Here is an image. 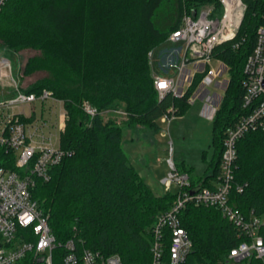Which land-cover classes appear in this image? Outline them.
<instances>
[{"label": "trees", "instance_id": "16d2710c", "mask_svg": "<svg viewBox=\"0 0 264 264\" xmlns=\"http://www.w3.org/2000/svg\"><path fill=\"white\" fill-rule=\"evenodd\" d=\"M245 2L237 36L212 54L228 65L229 86L212 117L214 158L205 174L191 175L201 186L217 179L225 131L244 113V63L255 45L264 0ZM206 3L217 0H6L1 6L0 46L20 58L21 90L39 94L48 89L67 110L60 146L69 153L51 167L50 179H39L33 190L58 240L73 238L78 248L118 253L125 263L151 260L150 229L176 192H153L123 149L122 126L103 112L122 107L128 124L155 131L165 113L185 112L190 91L180 98L172 93L158 98L149 55L180 26L186 9ZM29 50L36 53L26 54ZM41 71L50 74L40 76ZM84 101L98 111L91 121ZM237 147L231 203L245 213H262L264 131L247 132ZM1 158L15 168V154L2 150ZM237 185H243L242 192ZM181 220L193 241L190 262L217 263L240 242L236 228L216 207L187 204Z\"/></svg>", "mask_w": 264, "mask_h": 264}, {"label": "built area", "instance_id": "2783aa9c", "mask_svg": "<svg viewBox=\"0 0 264 264\" xmlns=\"http://www.w3.org/2000/svg\"><path fill=\"white\" fill-rule=\"evenodd\" d=\"M5 1L0 0V8ZM247 8L245 0H217V4L206 3L184 11L180 26L167 38L176 46L165 51L161 66L167 71L172 64L181 63L170 78L153 74L158 98L168 93L180 98L190 91L188 103L206 98L213 117L222 97L216 92L210 94L206 87L228 72V65L212 54L217 45L237 36ZM262 18L255 45L244 63V113L225 131L217 179L211 186L193 183L189 172L180 170L173 157L168 159L170 170L162 183L165 191H170L173 184L178 190L171 206L157 216L150 229L151 260L146 264H209L189 261L193 241L182 225L181 214L190 203L218 208L238 232L240 242L213 264H264V212L245 213L231 203L237 143L249 131H264V12ZM242 42L243 39L236 41L233 47L238 48ZM214 59L221 62L217 68L212 64ZM3 66L9 67L18 96L0 104V264H135L125 263L118 253L105 255L100 250L78 248L73 238L65 241L56 238L49 215L33 197V190L39 179H50L51 167L59 164L69 151L60 146L59 140L55 141L52 133H44L46 121L22 120L21 116L32 114L26 115L15 108L47 98L62 101L48 89L39 94L21 90L10 60L0 58V76ZM198 74L202 77L194 86ZM227 80L216 81L215 85L221 87ZM84 110L90 121L98 112L89 102L84 103ZM172 116L175 115L165 113L160 119L167 122ZM63 125L64 120L59 125L61 130ZM2 150L15 154V168L3 163ZM236 190L242 192L243 185H237ZM58 249L62 251L55 254Z\"/></svg>", "mask_w": 264, "mask_h": 264}, {"label": "rangeland", "instance_id": "374dc122", "mask_svg": "<svg viewBox=\"0 0 264 264\" xmlns=\"http://www.w3.org/2000/svg\"><path fill=\"white\" fill-rule=\"evenodd\" d=\"M175 46V43L166 40L151 51L149 57L153 73L163 78H170L177 73L181 62L172 64L167 71L161 66L165 51L171 50ZM29 53L35 54L36 51L29 50L26 52V54ZM0 58L10 60L13 76L19 82V56L5 51L0 46ZM212 64L217 68L221 62L214 59ZM39 74L40 76H48L50 73L41 71ZM224 79H228L225 85L221 87L215 85L216 81ZM216 81H213L206 88L210 94L216 92L223 97L224 91L229 86L228 72H225ZM17 96L18 91L10 75V69L8 66H3L0 76V104L12 101ZM61 101L60 103L47 98L45 101L37 100L32 104H21L15 109L18 112H24L26 115L32 114L38 122L46 121L47 125L43 128L44 133L46 135L52 133L55 141L58 142L59 140L60 142V134L65 128L67 119V110L64 101ZM207 102L206 98H196L189 104L184 113L172 116L167 122L160 119L158 131L138 123L128 124L127 113L122 107L103 113L106 118H112L116 124L122 126L123 149L127 153L130 163L153 192L157 194L165 192L162 180L170 170L168 161L170 157L174 158L180 170H184L183 164L186 168H191V175L195 177L205 173V170L208 169L214 158L215 146L213 143V118L203 113ZM85 114L87 116V113ZM88 119L85 118V124L89 122ZM62 120H64V125L61 130L59 125ZM177 190L178 186L173 184L171 191L175 193Z\"/></svg>", "mask_w": 264, "mask_h": 264}, {"label": "crops", "instance_id": "0c3cea01", "mask_svg": "<svg viewBox=\"0 0 264 264\" xmlns=\"http://www.w3.org/2000/svg\"><path fill=\"white\" fill-rule=\"evenodd\" d=\"M153 74H155V73H153ZM203 113H204V114H207L210 118H212L211 110H210V108L208 107L207 104L204 106ZM206 171H207V170H205V172H206ZM203 174H205V173H203ZM203 174H200V175H203Z\"/></svg>", "mask_w": 264, "mask_h": 264}]
</instances>
